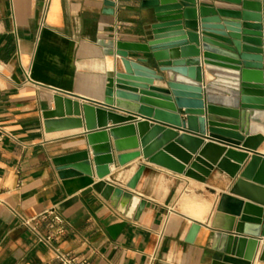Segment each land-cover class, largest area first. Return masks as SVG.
<instances>
[{
    "label": "crops",
    "instance_id": "crops-1",
    "mask_svg": "<svg viewBox=\"0 0 264 264\" xmlns=\"http://www.w3.org/2000/svg\"><path fill=\"white\" fill-rule=\"evenodd\" d=\"M107 2L115 5L113 15ZM142 3L51 0L44 16L43 0H0V264H58L54 253L38 244L17 217L35 218L50 210L68 222V232L57 245L89 264H212L215 260L216 213L233 214V202H244L230 194L233 182L220 169L214 168L201 183L140 157L124 168V174L114 172L103 180L133 194L134 201L125 205L97 193L93 185L98 178L61 172L53 163L83 149L87 131L84 127L46 133L43 113L54 108L58 94L72 95L81 105L104 101L114 57L106 56L99 43L112 39L145 43L151 22ZM25 71L33 83H28ZM135 118L131 123L156 125L153 119ZM107 121L108 126L98 130L131 124ZM183 131L178 129L180 135ZM203 141L248 156L242 169L253 155L264 156V143L252 151L208 136ZM110 143L114 145V138ZM168 143L188 154L175 140ZM142 165L146 171L136 190L128 189ZM181 194L184 204L195 205L194 211L180 205ZM142 201L146 205L141 211ZM205 205L210 207L207 215H203ZM194 224L200 229L192 236ZM41 228L47 232L51 224L43 223ZM259 239L252 264H264L260 262L264 237Z\"/></svg>",
    "mask_w": 264,
    "mask_h": 264
},
{
    "label": "water",
    "instance_id": "water-1",
    "mask_svg": "<svg viewBox=\"0 0 264 264\" xmlns=\"http://www.w3.org/2000/svg\"><path fill=\"white\" fill-rule=\"evenodd\" d=\"M209 1L212 5L143 0L151 22L145 43H99L106 56L114 57L104 101L81 105L72 95L58 94L54 108L43 113L44 127L46 133L86 128L83 149L53 163L61 172L98 178L93 189L114 204L126 205L134 196L103 180L114 172L124 174L140 157L201 183L220 169L233 182L230 194L244 202H233V214L216 213L212 264H252L264 237V156L253 155L242 169L248 156L203 140L208 136L252 151L264 143V0ZM106 6L113 15L114 3ZM137 115L156 125L131 123ZM108 119L116 126L131 124L98 130L108 126ZM178 129H184L182 135ZM172 140L188 154L169 146ZM145 171L140 166L127 188L135 191ZM145 205L140 203L141 211ZM199 229L194 224L192 236Z\"/></svg>",
    "mask_w": 264,
    "mask_h": 264
},
{
    "label": "built area",
    "instance_id": "built-area-1",
    "mask_svg": "<svg viewBox=\"0 0 264 264\" xmlns=\"http://www.w3.org/2000/svg\"><path fill=\"white\" fill-rule=\"evenodd\" d=\"M124 0H114L115 4H120ZM51 0H43V11L44 16L47 14ZM1 68V67H0ZM28 78V83H33L31 74L25 71ZM1 203V200H0ZM21 222V225L25 227L34 236L38 244L45 246L55 255V259L58 264H89V261L84 258H79L72 253L65 252L61 249L57 243L62 240L68 232V222L55 210H50L43 215L35 218H27L21 215L17 216ZM50 223L51 228L49 231H42L43 223ZM153 264V261L150 262Z\"/></svg>",
    "mask_w": 264,
    "mask_h": 264
},
{
    "label": "rangeland",
    "instance_id": "rangeland-1",
    "mask_svg": "<svg viewBox=\"0 0 264 264\" xmlns=\"http://www.w3.org/2000/svg\"><path fill=\"white\" fill-rule=\"evenodd\" d=\"M183 197H184V194H181V196H180V200H179V202H180V205L181 206H183V207H185L186 209H189V210H191V211H194L195 210V205L194 204H191V203H186V204H184L183 203Z\"/></svg>",
    "mask_w": 264,
    "mask_h": 264
},
{
    "label": "bare ground",
    "instance_id": "bare-ground-1",
    "mask_svg": "<svg viewBox=\"0 0 264 264\" xmlns=\"http://www.w3.org/2000/svg\"><path fill=\"white\" fill-rule=\"evenodd\" d=\"M188 202H191V200L188 199ZM209 210H210L209 205H205V206H204V212H203V215H207V214L209 213Z\"/></svg>",
    "mask_w": 264,
    "mask_h": 264
}]
</instances>
